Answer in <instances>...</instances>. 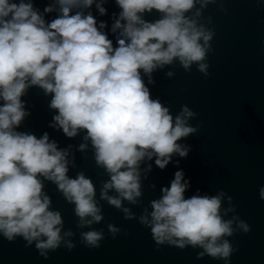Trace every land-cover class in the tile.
<instances>
[{
    "label": "clouds",
    "instance_id": "1",
    "mask_svg": "<svg viewBox=\"0 0 264 264\" xmlns=\"http://www.w3.org/2000/svg\"><path fill=\"white\" fill-rule=\"evenodd\" d=\"M107 2L54 0L41 12L35 0H0V235L9 242L21 237L25 247L35 243L45 259L62 244L69 251L75 248L65 239L73 231L62 234V213L51 209L45 181L74 205L78 228L103 219L93 180L83 171L74 178L68 175L75 162L72 146L59 148L47 131L37 138L18 130L31 115L22 97L38 86L51 96L49 107L57 110L49 127L68 138L83 130V140L90 141L96 166L109 177L101 182L100 200L149 228L157 249L190 246L202 249L197 259L209 256L230 264L237 248L228 237L238 230L248 233L251 226L238 215L225 219L236 207L224 190L186 198L190 180L180 169L161 188L162 196L150 202V212L145 208L137 218L123 204H137L142 196L141 173L146 179L152 170L151 163L141 169L142 162L155 157V165L164 170L174 155L186 158L191 151L178 141L199 131L202 121L189 124L198 114L182 105L173 116L159 97H152L149 85L156 83L154 72L176 63L186 72L195 64L209 75L215 29L208 27L211 16L207 23L201 18L209 4H219L227 13L225 0H114L120 11L111 14L113 38L108 21L91 11L95 6L99 17L107 16ZM153 10L159 18L145 19ZM54 11L56 17L47 21L44 13ZM174 74L165 72L168 78ZM88 147L81 143L78 150ZM258 191L264 200V186ZM108 229L113 238L120 231L112 224ZM80 238L86 247L98 249L105 237L102 229H91Z\"/></svg>",
    "mask_w": 264,
    "mask_h": 264
},
{
    "label": "water",
    "instance_id": "2",
    "mask_svg": "<svg viewBox=\"0 0 264 264\" xmlns=\"http://www.w3.org/2000/svg\"><path fill=\"white\" fill-rule=\"evenodd\" d=\"M48 3L54 0H35L41 12ZM224 6L227 13L220 10L219 4H209L201 18L202 23H207L206 18L211 16L212 24L208 27L215 29L211 41L213 50L207 58L209 75L205 77L195 64L191 72H186L176 63L154 72L156 83L149 85L152 97H159L170 107L173 116L181 111L182 105L198 114L189 119V124L195 126L202 121L199 131L178 141L190 145L191 151L186 158L174 155L164 170L155 165V157L142 162L141 169L152 164L146 179L143 171L141 173L142 196L137 204L128 201L123 204L137 218L145 208L150 212V202L162 196L161 188L169 186L175 171L182 169L185 179L190 180L186 198L197 194L216 195L224 190L233 197L236 207L235 213H228L225 219L238 215L251 226L248 233L238 230L228 237L237 248L230 264H264V200L260 199L258 191L264 186V0L260 3L258 0H225ZM105 7L108 15L104 17H99L95 6L91 11L98 19L108 21L109 38H113L111 14L120 9L114 0H108ZM57 14L54 11L44 16L50 21ZM159 16L153 10L144 18L155 20ZM169 70L175 73L171 78L165 76ZM22 100L27 102L31 115L18 130L35 134L37 138L47 131L59 148L72 146L75 162L74 166L69 165L68 175L74 178L83 171L93 180L103 219L90 227L78 228L74 205L66 202L55 184L45 181L44 191L52 199L51 209L62 213V234L69 229L73 231L74 235L65 239L71 240L75 248L69 251L62 244L45 259L39 255L35 243L25 247L26 241L21 237L9 242L0 235V264H224L223 260L209 256L197 259V253L202 251L199 248L189 246L181 250L163 245L157 249L149 228L142 226L138 219H125L121 211L100 200L101 182L109 177L96 166L90 141L83 140L84 131L68 138L62 130L49 127L57 110L49 107L51 96L45 95L40 87L29 88ZM81 143L89 145L84 152L78 150ZM68 159L71 161L72 155ZM177 160L179 165H176ZM109 195L115 192L110 190ZM227 206L225 200L223 207ZM109 224L120 229L115 238L109 232ZM91 229L103 230L105 238L98 249H90L81 242L80 233Z\"/></svg>",
    "mask_w": 264,
    "mask_h": 264
}]
</instances>
